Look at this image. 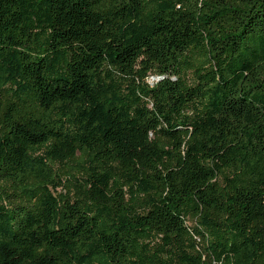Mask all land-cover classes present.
<instances>
[{"label":"trees","instance_id":"trees-1","mask_svg":"<svg viewBox=\"0 0 264 264\" xmlns=\"http://www.w3.org/2000/svg\"><path fill=\"white\" fill-rule=\"evenodd\" d=\"M0 264H264V0H0Z\"/></svg>","mask_w":264,"mask_h":264},{"label":"rangeland","instance_id":"rangeland-1","mask_svg":"<svg viewBox=\"0 0 264 264\" xmlns=\"http://www.w3.org/2000/svg\"><path fill=\"white\" fill-rule=\"evenodd\" d=\"M157 79H158V78L155 77V76H150V78H149L148 80H149V82H150L151 84H153Z\"/></svg>","mask_w":264,"mask_h":264}]
</instances>
